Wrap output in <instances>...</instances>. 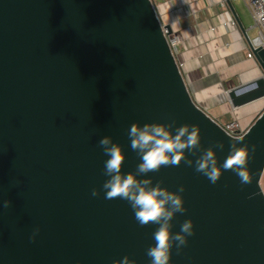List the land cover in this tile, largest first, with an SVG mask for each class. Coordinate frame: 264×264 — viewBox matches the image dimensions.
I'll return each mask as SVG.
<instances>
[{
	"label": "water",
	"instance_id": "water-1",
	"mask_svg": "<svg viewBox=\"0 0 264 264\" xmlns=\"http://www.w3.org/2000/svg\"><path fill=\"white\" fill-rule=\"evenodd\" d=\"M164 28L172 32L152 0H0V264H150L158 225L139 226L125 200L91 195L108 179L98 142L111 136L122 171L135 172L131 124L173 120L197 125L202 150L223 143L213 148L218 167L232 144L256 149L247 185L223 169L212 184L183 161L147 174L169 191L184 186L173 234L193 221L169 264H264V111L244 135H229L194 101ZM251 50L263 76L230 89L235 108L264 97V48Z\"/></svg>",
	"mask_w": 264,
	"mask_h": 264
},
{
	"label": "clouds",
	"instance_id": "clouds-1",
	"mask_svg": "<svg viewBox=\"0 0 264 264\" xmlns=\"http://www.w3.org/2000/svg\"><path fill=\"white\" fill-rule=\"evenodd\" d=\"M259 86L256 82L251 85V89H258ZM128 137L131 149L141 160L136 171H122L126 159L122 146L114 143L111 136H103L98 144L103 154L108 157L104 161L103 169V175L108 179L104 181L101 189L93 188L91 195L98 197L102 190L106 200H125L133 210L139 226L158 225L152 234L155 244L146 249V255L150 258V264H169L173 245L179 254L187 245L188 237L194 235L193 221L185 220L180 226V231L173 234L171 229L174 217L177 213L186 212L182 196L184 186L180 185L177 191H169L161 186L162 180L153 185L152 178L147 174L158 173L162 167L179 166L183 161L185 166L194 167L197 173L204 175L212 184L220 180L223 169L232 171L242 185H247L251 183L247 164L250 152L254 154L256 146L253 145L249 149L248 146L237 147L232 144L229 155L218 167L213 148L223 150L224 145L222 142H216L213 147L202 150L197 125L183 124L175 127L174 120L168 123H145L142 127L133 123L128 130ZM186 151L196 157L195 161L186 156ZM139 176L147 178L138 179ZM2 206L10 208L11 201L3 200ZM39 231L38 227L33 229L29 237L30 242H35ZM114 264H136V261L124 256Z\"/></svg>",
	"mask_w": 264,
	"mask_h": 264
},
{
	"label": "crops",
	"instance_id": "crops-1",
	"mask_svg": "<svg viewBox=\"0 0 264 264\" xmlns=\"http://www.w3.org/2000/svg\"><path fill=\"white\" fill-rule=\"evenodd\" d=\"M157 1L163 13L170 5L180 9L177 58L194 101L219 123L242 120V109L255 108L250 105L258 101L235 108L228 92L263 76L256 58L248 57L250 40L258 34L251 11L243 17L236 5L244 4L241 0L232 1V7L226 0ZM164 2L169 3L164 6Z\"/></svg>",
	"mask_w": 264,
	"mask_h": 264
},
{
	"label": "built area",
	"instance_id": "built-area-1",
	"mask_svg": "<svg viewBox=\"0 0 264 264\" xmlns=\"http://www.w3.org/2000/svg\"><path fill=\"white\" fill-rule=\"evenodd\" d=\"M227 1V0H226ZM229 1H240V0H229ZM243 1L247 7L249 8V10L251 11L252 15H253V19H254V23H255V27L258 30V34L252 39L250 40L251 46L254 48H258V47H262L264 48V0H241ZM153 5L157 11L158 17L160 18L162 25L166 26L169 25L172 29L171 33H168V30L166 28H164V32L165 35L167 37L168 43L171 47L172 53L173 55L176 57L177 63L179 68L182 70L183 64L180 63L178 61V55H179V44L181 42V36L178 32V20L180 18V9L172 7L170 5V7L168 6L167 10L165 13H169L171 15H175L174 21H168L165 22V20L163 19L162 16H164L165 13H163L160 9V3H158V1L156 0H152ZM169 2H164L163 5L166 6ZM177 14H179V16H176ZM229 23L231 25H234V20H230ZM248 57L249 58H253L255 57L252 50L248 53ZM229 93V92H228ZM229 96V95H228ZM264 98V97H263ZM230 99V98H229ZM231 102V101H230ZM220 125L223 127V129L231 136L233 137H240L242 135H244L247 130L249 129V125H244L242 120L238 119V118H234L228 122L225 123H220Z\"/></svg>",
	"mask_w": 264,
	"mask_h": 264
},
{
	"label": "rangeland",
	"instance_id": "rangeland-1",
	"mask_svg": "<svg viewBox=\"0 0 264 264\" xmlns=\"http://www.w3.org/2000/svg\"><path fill=\"white\" fill-rule=\"evenodd\" d=\"M157 1V0H156ZM159 3V2H158ZM244 3V2H243ZM245 4V3H244ZM244 4H236L237 5V9L239 12H242V15L243 17L245 16H250V13H249V9H247L248 7L245 6ZM247 7V8H246ZM175 16V15H174ZM174 16L169 14L168 12L164 14L163 19L165 20V22H170V21H174ZM176 16H179V14H177ZM176 20V19H175ZM258 102H255L253 103L252 107H255V108H249V106H246L244 109H242L241 111V118H242V122L244 125H252L254 123V121L257 119V117L263 112L264 110V98H261L259 100H257ZM251 104V103H250ZM249 105V104H248ZM257 105H258V108H257ZM251 119V120H250ZM224 120L226 121V117H224ZM250 122V123H248ZM225 123V122H223ZM261 186H262V189L264 191V174L262 176V179H261Z\"/></svg>",
	"mask_w": 264,
	"mask_h": 264
},
{
	"label": "trees",
	"instance_id": "trees-1",
	"mask_svg": "<svg viewBox=\"0 0 264 264\" xmlns=\"http://www.w3.org/2000/svg\"><path fill=\"white\" fill-rule=\"evenodd\" d=\"M264 111V110H263Z\"/></svg>",
	"mask_w": 264,
	"mask_h": 264
}]
</instances>
